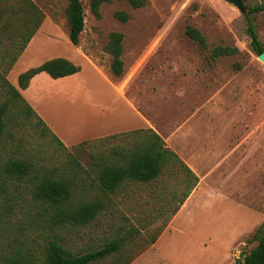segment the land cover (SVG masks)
I'll list each match as a JSON object with an SVG mask.
<instances>
[{"label": "rangeland", "instance_id": "1", "mask_svg": "<svg viewBox=\"0 0 264 264\" xmlns=\"http://www.w3.org/2000/svg\"><path fill=\"white\" fill-rule=\"evenodd\" d=\"M82 1L85 28L76 46L68 37V0H0V106L9 99L4 78L18 86L21 73L58 56L74 59L84 68V77L73 76L58 84L57 90L43 85L47 94L54 92L43 106L49 115L48 124L69 144L65 143L68 149L50 135L44 138L39 134L44 125L35 115L29 122L22 121L19 99L9 107V120L0 138V264L5 255L16 250L28 257L22 264H43L52 240L83 254L119 238L132 242L123 251L125 260L135 255L130 264H167L158 258L159 249L172 264H224L225 252L232 246L229 260L237 264L242 253L257 244L251 238L264 221V62L248 32L251 21L264 47V12L250 14V9L264 5V0H242L245 10L228 0H146L139 8L127 0H112L101 5V17L92 11L91 0ZM32 3L45 15L43 32L27 56L8 70L36 28ZM117 11L128 13L127 22L116 17ZM189 26L202 32L207 49L187 35ZM112 32L124 35L121 76L109 70L112 56L106 47ZM216 46L236 50L213 58L211 52ZM78 48L96 62L104 81L124 88L128 98L164 133L185 125V129L204 136L213 131L210 135H219L223 141L220 150L222 156H228V164L208 179L213 194L179 218L158 251L153 248L154 238L166 228L188 190L190 178L180 165H169L151 182L125 183L119 192L105 198V209L89 224L55 222L51 209L32 198L33 181L18 182L1 175L8 159L31 157L42 165L57 166L58 176L72 181L76 206L104 197L99 188L98 159L121 144L124 137L90 138L82 148L74 147L85 141L75 143L83 136L96 135L98 127L108 124H102L103 115L97 113L101 109L95 108L104 104L106 90L101 84H87L93 80ZM14 117L16 122L10 119ZM231 140L240 145L235 153L227 152ZM203 150L211 152L208 145ZM222 170L227 172L225 176ZM227 195L253 212L222 199L216 202ZM115 256L102 264H112Z\"/></svg>", "mask_w": 264, "mask_h": 264}, {"label": "trees", "instance_id": "2", "mask_svg": "<svg viewBox=\"0 0 264 264\" xmlns=\"http://www.w3.org/2000/svg\"><path fill=\"white\" fill-rule=\"evenodd\" d=\"M110 1L112 0H91V9L97 17H101V5ZM127 1L135 8L142 7L146 3V0ZM31 6L35 9L37 15L36 28L23 42L20 53L13 58L8 70L12 69L45 19L44 13L36 5L32 3ZM261 11L264 12V5H256L250 9V14ZM116 17L125 23L129 15L124 11H117ZM67 22L69 26V39L74 45L78 46L81 33L85 28V12L82 0H68ZM248 32L253 40L255 49L260 54L263 53L264 47L260 43L255 27L251 21L249 22ZM187 35L202 48H208L206 38L199 29L189 26L187 28ZM123 39V33L112 32L110 41L106 47L112 56L109 63V70L115 76H121L124 73V61L122 58L124 51ZM235 50V48L231 47L216 46L213 48L211 56L216 58L229 55L235 52ZM80 70V66H77L67 58H53L20 74L19 87L26 89L31 79L41 72H46L51 77L57 79L73 75ZM2 82H4L3 88L6 89L9 99L4 101L0 106V138L5 133L7 121L9 120V107L11 104H16V101L19 99L22 105L19 107L18 116L23 118L22 121L24 123L29 122L30 116L35 115L37 120L44 125V128L40 129L39 134L44 138L50 135L54 142L68 149L64 142L51 130L30 103L23 97L20 89L13 85L7 78H4ZM10 119L15 121L18 118L14 117ZM119 137H124V141L112 147L110 151L103 152L98 159L99 188L105 193L103 194V198L92 199L76 206L72 201V181L66 176L59 177L57 166L42 165L38 160L31 157L8 159L3 164L1 175L5 179L18 182L25 181V179L33 181V186L31 187L32 198L40 203L46 204L47 210L51 209L50 211L54 214L55 222L69 221L75 224H89L105 209V198L109 199L112 194L119 192L125 183L129 181H154L164 174L165 168L169 165H180L190 178L187 181L188 190L180 201L183 203L189 196L191 190L198 184L199 179L182 161L180 156L166 146L163 138L151 128H141L109 135L96 140H112ZM89 142L91 140H85L74 147L80 149ZM93 187L94 185L91 183L90 188ZM73 208V212H70V209ZM178 209L179 205L176 207L174 214ZM159 236L154 238V243ZM251 240L257 241V244L249 252L242 253L236 261L237 264H264V221L255 230ZM131 244L132 242L127 243V241L119 238L106 243L97 250L77 254L65 248L60 241L52 240L44 252L43 264H102L114 254L116 256L112 264H130L133 262L135 255L125 260L123 251L126 246ZM27 258L21 250H16L12 255H5L2 264H22Z\"/></svg>", "mask_w": 264, "mask_h": 264}, {"label": "crops", "instance_id": "3", "mask_svg": "<svg viewBox=\"0 0 264 264\" xmlns=\"http://www.w3.org/2000/svg\"><path fill=\"white\" fill-rule=\"evenodd\" d=\"M44 22L45 19L41 24L40 28L33 36V38L31 39V41L28 43L22 56H20L21 58L18 59L14 65L20 63L21 60H23V58L27 56L28 52L35 44V39L43 32ZM78 51L80 57L84 61V64L89 67L90 76L93 80L92 82H88L87 84L90 85L101 84V86L103 85L104 86L103 88L106 90V94L104 95L106 100L104 101V104L102 105L93 104V105H95V108L98 107L101 109V111H97V113L99 114V116L103 115L100 117V119H103L102 124L105 125L106 122H108V124L106 123L107 127L105 126L98 127L96 130L98 134L91 136H83L80 140L76 141L75 143L90 138H97V137L108 136L117 133H124L141 128H151L163 138V140L166 142V146L169 149H171L180 156L182 161L192 170V172L199 179L198 184L191 190L189 196L185 199V201L183 203L179 202L178 211L172 216L165 230L162 232V234L158 237L157 241L154 243L153 248L154 250H157L159 249V246L166 237L167 233L168 232L170 233L172 229L176 228V222L179 220V218L183 216L186 212H190L191 208L195 203H197L200 200H205L210 196V194H213L212 184L208 182V179L214 177L215 176L214 174H216L218 170H221L224 165L228 164L226 163V158L228 156L225 157L222 156V151L220 150L222 148L223 141L219 140L220 139L219 135H217V137H215V134L210 135L211 133H215L213 131H211L209 135L204 136L203 135L204 133L199 134L198 132L195 131L192 132L190 129H185V125L180 126L181 129H177L173 133H168V134L164 133L159 126H156V124L153 122L151 118H149L147 115H145L142 112V110L137 106L134 100L128 98V96L126 95V90L124 88L116 87L112 81L111 82L104 81L105 79L100 75L101 70L96 64V62L79 48ZM58 57H62V56H58ZM53 58H57V57H53ZM46 61L47 60L41 62L40 64L34 67H37ZM71 61L75 63L76 60L72 59ZM77 66H80L81 70L73 75L55 79L51 77L48 73L41 72L35 75L31 79L29 86L26 89H21L19 85L16 86L17 88L20 89L23 97L30 103V105L35 109V111L39 114V116L46 122V124L49 127L50 124H48L47 121L49 115L46 113L43 106L45 104V99L50 98V95H52L54 92L49 91L47 94L43 89V85L46 84L48 86L55 87L57 90L58 84H65L67 80L73 76L77 75V78L79 79L84 77L82 74L83 72H81L82 69L84 70L83 66L80 64ZM34 67H30L29 69ZM102 72L103 71H101V73ZM85 82L87 81L85 80ZM90 85H88V87H90ZM105 128H107L106 131ZM55 134L59 135L57 136L64 142V144L66 143L64 138H62L57 131ZM205 140H206V144L210 147L211 152L209 151L207 152L203 150V148L207 146L205 145ZM224 142L226 143V141ZM233 143L234 142L231 140L229 143L231 145L229 147L231 148L227 152L235 153L238 151V149H240V145H235ZM244 144L245 143L243 142L242 145ZM217 150H220V152L217 153L216 152ZM243 151L247 153L246 150ZM242 157H244V155ZM223 170H222V174L225 176L227 172L223 173ZM221 199L222 202L224 203L231 202L232 204H236L239 205L240 207H244L246 209L251 210L249 207L245 206L244 204L239 203L231 195H227L222 198L218 197V200L216 202H219ZM232 248L233 246L230 249H228V252L232 250ZM228 252H225V258L227 259L224 264H231L229 260ZM157 253H159L158 258H161L163 261H166L167 264H172L171 261L168 260V258H166V256L162 254V251L160 249ZM216 264H221V263L217 262Z\"/></svg>", "mask_w": 264, "mask_h": 264}, {"label": "water", "instance_id": "4", "mask_svg": "<svg viewBox=\"0 0 264 264\" xmlns=\"http://www.w3.org/2000/svg\"><path fill=\"white\" fill-rule=\"evenodd\" d=\"M228 1L237 5L239 8L245 10L242 0H228ZM259 59L264 62V52L259 55Z\"/></svg>", "mask_w": 264, "mask_h": 264}]
</instances>
